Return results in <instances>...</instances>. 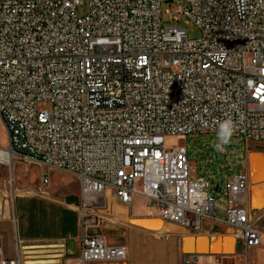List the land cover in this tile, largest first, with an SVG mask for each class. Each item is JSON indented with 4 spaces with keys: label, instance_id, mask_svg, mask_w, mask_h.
<instances>
[{
    "label": "built area",
    "instance_id": "obj_1",
    "mask_svg": "<svg viewBox=\"0 0 264 264\" xmlns=\"http://www.w3.org/2000/svg\"><path fill=\"white\" fill-rule=\"evenodd\" d=\"M184 1L185 9L179 0H0L6 149L77 180L73 264L126 256L123 244L89 232L106 190L123 205L141 196L150 218L186 233L211 221L229 227L243 250L264 246L245 172L215 186L225 204L219 219L209 181L192 171L186 147L166 143L217 133L225 119L233 135L264 142V0ZM171 2L165 11L186 16L199 38L162 26L161 5ZM82 3L87 13L77 16ZM47 184L42 172L40 191ZM0 264H22L21 252Z\"/></svg>",
    "mask_w": 264,
    "mask_h": 264
},
{
    "label": "crops",
    "instance_id": "obj_2",
    "mask_svg": "<svg viewBox=\"0 0 264 264\" xmlns=\"http://www.w3.org/2000/svg\"><path fill=\"white\" fill-rule=\"evenodd\" d=\"M246 168L248 203L252 211H259L261 217L258 225L264 227V205L261 208L253 206L252 199V186L260 182L250 178L248 161ZM18 192L20 194L12 202L7 197L0 198V259L15 257L17 251H20L22 264H27L26 262L73 264L81 236L79 213L75 205L79 196V186L75 196L66 198L61 195L55 199L62 206L61 210L36 209L29 204H21L17 210L16 199L40 194L38 191L31 190H26V195L21 194L20 190ZM68 192L70 191L65 193ZM261 193L262 191H258L255 194L256 201ZM102 198L103 205L97 209V223L89 229V232L99 233L109 244H123L126 256L122 261L90 264H187L186 262L190 260L195 261L196 264H215V258L218 259V264H264V246L244 249L245 255L243 252L229 256L184 255L181 249V238L188 233L184 232L180 226L159 220L154 221L156 222L155 230H149L128 221L130 218L150 219L141 196L138 197L142 201L140 205L135 201L137 198L135 195L129 205L120 204L109 190L103 192ZM213 208L215 214V205ZM201 233L208 235L210 239L228 233L235 240L231 235V229L222 223L205 221ZM68 241H72L69 246Z\"/></svg>",
    "mask_w": 264,
    "mask_h": 264
},
{
    "label": "rangeland",
    "instance_id": "obj_3",
    "mask_svg": "<svg viewBox=\"0 0 264 264\" xmlns=\"http://www.w3.org/2000/svg\"><path fill=\"white\" fill-rule=\"evenodd\" d=\"M179 2L181 3V9H185L187 6L185 1L179 0ZM174 5V2H171L170 5L162 3L160 9L162 26L176 25L186 30L189 39L199 38V29L192 22L186 23V16L181 13H167L165 11V9ZM86 13L87 6L85 3L75 7V14L77 16H83ZM174 16L177 17V20L172 19ZM216 137L217 133L200 132L188 136L167 137L166 143L173 147L180 145L186 147L189 165L194 173L203 174L209 181L212 189L211 194L214 198L215 215L219 219H222V208L225 205L224 199L222 193L215 191V186H222L226 177L230 174H235L240 171H244L246 174V164L249 153L264 152V142L256 143L245 141L239 135H233L231 142L225 146L224 151H217L213 147ZM0 147H7V134L1 120ZM42 172H45L48 176V184L45 188L46 192H41V188L38 187ZM252 175L254 181L264 177V167L259 172L252 171ZM77 189L78 182L73 175L56 169H48L35 162L19 158L15 155L12 156L10 163L0 164V198L4 196V198L7 197L12 202L13 199L20 194L18 190L22 191L21 194L25 195L27 194L25 193L26 190L40 192L38 195L16 199L15 204L17 210L18 206L21 204H29V206L36 209L46 208L61 210L62 206L58 204L55 199L61 195L66 198L73 197ZM67 191L70 192L65 193ZM43 193H45V195H43ZM263 196L264 191H262L257 198V202H259ZM135 197H137L135 201H137L139 205L142 204V201L138 198L139 195H135ZM24 199H26V201ZM253 206H256V204L253 203ZM225 244V251H231L229 250V244ZM13 250H15V248ZM242 252L243 249L235 254L239 255ZM243 255H245V252H243ZM249 256L248 254V257ZM26 263L31 264L33 262Z\"/></svg>",
    "mask_w": 264,
    "mask_h": 264
},
{
    "label": "water",
    "instance_id": "obj_4",
    "mask_svg": "<svg viewBox=\"0 0 264 264\" xmlns=\"http://www.w3.org/2000/svg\"><path fill=\"white\" fill-rule=\"evenodd\" d=\"M261 154H264L262 151ZM249 159V158H248ZM249 165V162H248ZM128 221L134 225L142 226L149 230H155L156 227L154 221H159V218H140V219H128ZM203 225V224H202ZM229 244V252L225 251L226 244ZM72 241H68L67 245H71ZM181 249L184 255L195 256H229L236 252H240L242 249L241 243L233 240V237L228 233L223 236H214L212 239L204 233H188L181 238Z\"/></svg>",
    "mask_w": 264,
    "mask_h": 264
},
{
    "label": "bare ground",
    "instance_id": "obj_5",
    "mask_svg": "<svg viewBox=\"0 0 264 264\" xmlns=\"http://www.w3.org/2000/svg\"><path fill=\"white\" fill-rule=\"evenodd\" d=\"M259 153L261 152H253V153L250 152L248 155L249 159L247 158V161L249 162L248 170H250V178L252 180H254L252 171L259 172L264 167V154H259ZM12 156L13 155L10 151H8L6 148L0 147V164L10 163ZM257 181H259L260 183H257L256 185L252 186V199H253V203H255L258 208H261L264 205V196L259 202H257L255 200V194L258 191H264V177L258 179ZM159 220L162 219L159 218Z\"/></svg>",
    "mask_w": 264,
    "mask_h": 264
},
{
    "label": "clouds",
    "instance_id": "obj_6",
    "mask_svg": "<svg viewBox=\"0 0 264 264\" xmlns=\"http://www.w3.org/2000/svg\"><path fill=\"white\" fill-rule=\"evenodd\" d=\"M234 124L231 119H225L219 123L218 132L216 141L213 144V147L217 151H224L225 146L228 145L233 136Z\"/></svg>",
    "mask_w": 264,
    "mask_h": 264
}]
</instances>
